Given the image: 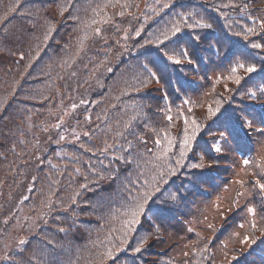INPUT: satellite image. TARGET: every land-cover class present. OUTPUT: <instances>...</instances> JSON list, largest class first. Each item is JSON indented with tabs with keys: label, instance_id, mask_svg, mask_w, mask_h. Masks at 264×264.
<instances>
[{
	"label": "trees",
	"instance_id": "1",
	"mask_svg": "<svg viewBox=\"0 0 264 264\" xmlns=\"http://www.w3.org/2000/svg\"><path fill=\"white\" fill-rule=\"evenodd\" d=\"M263 1L234 0L237 6L221 8L227 14L222 16L215 7L230 0H175L172 8L157 16L146 7L159 8L155 0H139V8L133 6L124 17L102 25V37L85 41L77 55L79 38L92 17L91 8L100 0H71L63 16L61 9L68 7L69 0H20L15 13L9 8L16 5V0H0V257H11L0 260V264H91L97 248L103 251L99 242L109 245L105 236L112 227L120 226L112 215L119 216L116 210L123 200L122 181L129 172L135 177V165L117 158L131 152L133 159L142 160L145 145L137 137L143 135L147 147H153L154 133L149 129L159 131L169 123L161 109L171 106L174 115L185 98L199 99L210 91L216 75H226L237 59L255 64L257 71L242 82L239 92H225L223 81L216 85L217 93L233 96L224 105L228 126L225 120H205L206 106L193 109L207 129L197 137L190 159L196 162L202 153L206 164L216 163L211 168L182 170L173 177L169 188L179 193L177 201L151 204L134 236L138 240L154 232L155 225L160 231L141 253L131 252L133 241L118 254L117 264H185L186 260L193 264L204 257H212L219 264L223 251L229 257L239 255L234 264H264V241L258 240L248 248L231 238L234 231H242L237 228L239 223L251 219L246 205L256 207L258 221L264 216V192L254 186L256 177L241 172L244 158L255 161L264 155V134L253 130L264 128V95L258 91L264 88V48L250 46L253 42L264 44V32L257 22L264 19V7L258 6ZM244 4L249 7L242 12ZM191 10L213 27L196 29L199 41L185 30L176 43L168 44L167 50L187 48L194 63L189 64L183 57L180 63H174L155 45L136 46L150 39L149 33L163 30L176 12ZM70 15L79 20L68 19ZM144 15L150 17L147 23ZM51 24L56 30L45 41ZM141 24L145 30L136 37L134 30ZM245 26L256 28L248 40L234 35L244 32ZM143 64L157 74L160 83L132 91L133 86L140 87L137 81L147 76ZM229 87L236 85L229 82ZM249 89L257 90L256 100L242 95ZM211 99L206 98L205 103ZM81 100L88 103L81 104ZM72 104L77 107L73 109ZM187 107L184 105L185 110ZM244 116L253 122V128L241 118ZM128 122L131 126L125 128ZM57 124L60 127H55ZM181 125L182 120L176 121L170 129L172 135H180ZM220 131L227 133L224 139L218 137ZM118 132L123 135L118 136ZM59 134L65 136L63 141H59ZM76 134L79 140L74 139ZM105 140L115 147L102 153L98 149L104 147ZM217 140L222 148L219 153L214 150ZM128 141L133 144L130 150H126ZM114 170L118 171L113 175ZM252 170L259 171L254 167ZM236 179L248 183L245 196L234 206L232 201L241 190L233 183ZM49 201L51 207H46ZM229 207L231 212L226 211ZM221 211L226 219L221 218ZM208 223L216 230L208 229ZM5 232L9 238L14 236L7 247ZM197 233L203 237L198 247L211 240L209 252L198 255L191 251ZM20 239L27 241L23 251L17 247ZM184 252L189 256L185 257ZM203 264L210 262L204 259Z\"/></svg>",
	"mask_w": 264,
	"mask_h": 264
},
{
	"label": "snow or ice",
	"instance_id": "2",
	"mask_svg": "<svg viewBox=\"0 0 264 264\" xmlns=\"http://www.w3.org/2000/svg\"><path fill=\"white\" fill-rule=\"evenodd\" d=\"M20 0H16V5L9 8V12L15 13L17 11V6L19 5ZM157 5H160L159 8L149 7V10L155 15L159 16L161 12L165 9H170L174 6L175 0H155ZM135 6L136 8L140 7L139 0H100L99 3H96L94 7L91 8L92 17L85 23L84 34L79 38V46L77 49V55L85 47V41L89 39H95L97 37H102L103 28L102 25L113 23L115 17H124L126 15V10ZM236 7L234 0H230L228 4H223L221 6L215 7V11L222 16H226V13L221 12V8L227 7ZM71 7V0H69L68 7L61 9L60 15L63 16L64 12L68 11ZM249 7V4H244L241 7L243 12ZM111 8L113 11L109 12L108 9ZM131 15V13H129ZM256 21L255 17H250ZM68 19L79 20V17L69 16ZM150 19L148 15H144V21ZM262 30H264V19L257 21ZM213 25L207 22L200 13L195 10L191 11H180L176 12L172 19L168 20L164 26L163 30H157L156 33H149L150 39H145L143 43L136 45L139 48H143L146 45H155L159 50L162 56L166 57L168 60L174 63H180V57H183L189 64L194 63L188 53L187 48H179L178 51L167 50L168 44L176 43L179 39V34L185 30L191 31L193 38L196 41L200 40V35L196 34V29H211ZM56 30V25L51 24L48 32L44 36V40L48 41L51 37L52 32ZM145 25L141 24L140 27L134 30V35L136 37L141 36V33L144 32ZM256 32V28L245 26L244 32H236L234 35L243 36L244 40H248L249 34ZM125 41L128 39L127 30H125ZM117 44L120 43L119 40L116 41ZM253 49L264 48V44L260 43H251L250 45ZM126 47V44L124 45ZM39 55V52L37 53ZM67 64V61L61 65L63 68ZM31 66V65H29ZM142 69L147 72V76L141 80H138L137 83L140 85L139 88L133 86L132 91H140L141 88L146 87L151 83H160V78L155 72H153L147 64L141 65ZM240 70H243V75L240 74ZM108 72H111V68H107ZM257 71V66L252 63H247L242 59H237L235 62L228 68L226 75H216L215 79L212 81V87L210 91L204 92L203 95L197 99L193 100L191 98H185L182 101V105H178L175 111V114H172L171 106H166L164 109H161L165 113V119L169 122L167 128L157 131L156 129H149L154 133L152 140L153 147H147L148 140L145 139L143 135L138 136L137 139L140 143L145 145L144 153H142V160H135L131 152L127 156L121 155L117 159L124 161L127 165H135V177L133 178V173L129 172L128 175L122 181L123 183V200L121 207L116 211L119 213V216L113 214V220H119V228L112 227L108 234L105 236V240L109 241V245H104L103 242H99L100 246L103 248V251L100 248H97L95 253V258L91 261V264H117L118 254L122 251H125L129 248L130 244L134 241V246L131 247V252L133 254L141 253L145 249V246L148 244L149 239L152 238L156 233L160 231L159 226H154V232H148L146 235H143L140 239L136 240L134 234L137 231V225L142 223V219L146 216L147 211L150 208V205L153 203H165V202H175L179 197L177 191H171L169 188L170 182H172L173 177L181 173L182 170L187 169H205L211 168L216 163L215 161H209L205 163L204 154H199V159L196 162H192L190 159V153L194 152L195 142L197 137L207 129V125L195 117L193 109L196 107L207 108V115L205 120H211L216 118V120H225V126L227 127V121L229 120L228 109L224 108L226 103H229L232 99V95L224 97L221 93H217L216 85L221 84L223 81V89L228 93L239 92L240 86L243 81H245L248 76ZM72 75H75L73 72ZM63 77H61L62 79ZM229 82L236 85L235 88L229 87ZM261 95H264V88L258 89ZM15 94L13 90L12 95ZM166 95V94H165ZM242 95L247 96L249 99H257V90L249 89L247 92L242 93ZM212 97V99L205 103L206 98ZM7 101H5L6 103ZM81 104H87L88 101L81 100ZM93 103H96L95 101ZM184 105H187L185 110ZM71 107L75 109L76 104H72ZM223 109V111H222ZM99 118V117H98ZM244 122L248 125L249 128H253V122L248 120L246 116L241 117ZM62 119V118H61ZM87 120H90V116H86ZM182 120V125L180 127V135H172L170 129L176 126V121ZM131 123L128 122L125 124V128H129ZM55 127H60V124L55 125ZM148 128V125H145ZM257 133L264 134V128H254ZM75 132V130H73ZM211 134V133H210ZM85 136H89V132H84ZM118 136H122L123 132H118ZM227 133L220 131L218 137L224 139ZM65 136L59 134V141H63ZM75 140H79V135H74ZM57 141V143L59 142ZM84 147V145H81ZM115 147L113 144H108L107 140L104 141V147L98 149L102 153H107L109 149ZM133 144L131 141L127 143V149H132ZM264 147V145H262ZM215 152L219 153L222 151V148L219 145V140H217L216 145L214 146ZM87 151H93L92 148H88ZM194 159V156H193ZM242 165L244 166L241 169V172H244L245 175L251 174L256 177L254 186L259 188L261 192H264V155L259 156L255 161L250 158H244L242 160ZM259 169L258 172L253 171L252 169ZM247 169V171H245ZM95 171V169H92ZM77 173L80 172V169H75ZM114 170L113 175L115 174ZM102 176V173L100 174ZM192 175H195L194 173ZM240 176L241 173L236 174ZM35 179V178H34ZM234 184H238L241 190H237L236 199L232 201V204L238 205L239 198L245 196V185L248 183L245 179H236L233 181ZM81 187H86V185H81ZM250 194V193H249ZM264 198V197H262ZM28 199V197H24ZM219 200V197L217 198ZM72 203H75V198H72ZM46 207H51V202L49 201ZM217 208L220 207L219 204L216 205ZM247 213L250 214L251 219H248L245 222H241L237 225V228L242 231H234L231 233V238H235L240 245H245L248 248H251L252 245L256 244L258 240L264 241V216L259 218V221L256 218L257 209L254 206L246 205ZM66 210V209H65ZM226 211L231 212L232 208L229 207ZM221 218H225V213L220 212ZM207 219V217H205ZM208 229L215 231V227L212 223L207 224ZM60 231H65L61 228ZM189 231H194V229L189 228ZM260 233V236H256V232ZM119 233V235L113 236L114 233ZM198 239L192 242L191 251L193 253L209 252V244L211 240L203 244V247H198L201 243L203 237L197 233ZM27 241L25 239H20L17 243V247L20 251H23V245ZM7 247V246H6ZM188 247V245H186ZM227 248V244L223 245V249ZM222 249V251H223ZM236 252H240L239 249H234ZM243 253H241L242 255ZM185 257L189 256V252H184ZM214 256V254H213ZM10 256L5 255L0 257V260H9ZM204 259L209 260L210 264H217V261L212 257H204L203 259L193 262V264H203ZM239 260V255H232L229 257L227 251H223V259L219 261V264H234V262ZM185 264H189L186 260Z\"/></svg>",
	"mask_w": 264,
	"mask_h": 264
},
{
	"label": "rangeland",
	"instance_id": "3",
	"mask_svg": "<svg viewBox=\"0 0 264 264\" xmlns=\"http://www.w3.org/2000/svg\"><path fill=\"white\" fill-rule=\"evenodd\" d=\"M258 6L259 7H264V1L261 4H259ZM263 32H264V30H263ZM261 138H262V136H261ZM8 235H9V233H7V232H5L4 235H3V237H4L3 240H4V245L5 246H6V244H7V246H9L11 241L14 240V236H11V238H9Z\"/></svg>",
	"mask_w": 264,
	"mask_h": 264
}]
</instances>
